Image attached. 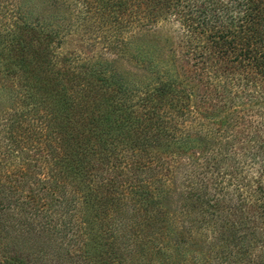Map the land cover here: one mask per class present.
Segmentation results:
<instances>
[{
  "label": "trees",
  "instance_id": "16d2710c",
  "mask_svg": "<svg viewBox=\"0 0 264 264\" xmlns=\"http://www.w3.org/2000/svg\"><path fill=\"white\" fill-rule=\"evenodd\" d=\"M64 241L264 264V0H0V264Z\"/></svg>",
  "mask_w": 264,
  "mask_h": 264
},
{
  "label": "rangeland",
  "instance_id": "374dc122",
  "mask_svg": "<svg viewBox=\"0 0 264 264\" xmlns=\"http://www.w3.org/2000/svg\"><path fill=\"white\" fill-rule=\"evenodd\" d=\"M196 146H197V150H195V152L194 151H190L191 153H192V156L191 157H197L198 156V154H199V152L201 151V149L203 148V145H201V144H199V142L197 143L196 142ZM194 153H196V155L194 154ZM188 154H190L189 153V151H188ZM61 243V242H60ZM60 249H61V251H63V257L61 258V261H60V263L59 264H69L70 262V264H86V261H85V259L84 258H80L79 259V248H72V246H70V245H68L67 244V241L65 242H63V243H61L60 244ZM172 249V248H171ZM171 249H169V250H171ZM69 252V254H67L66 252ZM51 254H52V256H53V260L55 259V253L51 250ZM71 254H73V255H71ZM68 256H70L69 258L70 259H72L71 261H67V262H64V260L65 259H63L64 257H68ZM48 261L47 262V264H54V261ZM129 260V259H128ZM133 260V259H132ZM156 261H154V263H155ZM127 263H130V262H127ZM125 264V263H124ZM131 264H139V262L137 261H133ZM145 264V263H144Z\"/></svg>",
  "mask_w": 264,
  "mask_h": 264
}]
</instances>
